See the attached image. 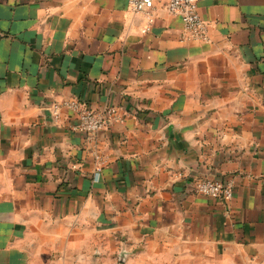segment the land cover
<instances>
[{"label":"crops","instance_id":"crops-1","mask_svg":"<svg viewBox=\"0 0 264 264\" xmlns=\"http://www.w3.org/2000/svg\"><path fill=\"white\" fill-rule=\"evenodd\" d=\"M154 11L0 0V264H264V0H201L207 40ZM63 99L127 114L76 130Z\"/></svg>","mask_w":264,"mask_h":264},{"label":"built area","instance_id":"built-area-1","mask_svg":"<svg viewBox=\"0 0 264 264\" xmlns=\"http://www.w3.org/2000/svg\"><path fill=\"white\" fill-rule=\"evenodd\" d=\"M201 0H165V8L171 13L181 15L185 34L200 40L208 39V23L199 12ZM156 0H128L130 10L143 14L147 19L145 29H149L155 19ZM67 107L78 113L79 120L73 125L76 130L96 132L109 122L123 121L127 114L118 105L110 104L103 108H95L87 102L78 99L56 100L52 104L55 119L60 117L61 109ZM108 156L97 152L95 154L94 180H99ZM193 189L197 193L210 195L225 201L231 200L234 194L233 179H223L210 175L194 178Z\"/></svg>","mask_w":264,"mask_h":264},{"label":"water","instance_id":"water-1","mask_svg":"<svg viewBox=\"0 0 264 264\" xmlns=\"http://www.w3.org/2000/svg\"><path fill=\"white\" fill-rule=\"evenodd\" d=\"M50 112H51L52 117L55 118V117H54V114H53V112H52L51 109H50ZM127 254H128V250L125 249V248H123V249L120 251V253H119V258H120V260H122V261L125 260Z\"/></svg>","mask_w":264,"mask_h":264}]
</instances>
